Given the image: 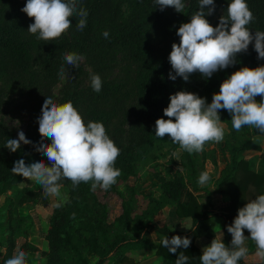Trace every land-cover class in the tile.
Listing matches in <instances>:
<instances>
[{
	"label": "trees",
	"instance_id": "1",
	"mask_svg": "<svg viewBox=\"0 0 264 264\" xmlns=\"http://www.w3.org/2000/svg\"><path fill=\"white\" fill-rule=\"evenodd\" d=\"M231 0H214L216 5L212 15L205 18L215 27L219 24L222 15H227V6ZM27 0H0V110L5 90L17 92L22 95L41 97L40 107L45 98L51 97L52 87L63 76L67 78L63 95L56 104H64L71 101L73 106L81 114L85 124L89 121L101 122L105 126L110 139L120 149L115 167L132 173V161L142 156L155 140V122L159 118L165 120L163 110L170 103V96L176 93L177 88L184 89L182 83H175L171 79L164 78L166 67L170 65L169 54L172 44H179L180 37L176 34L183 23L190 22L191 16L199 11V0H185L183 12H176L172 7L160 10L155 0H77L78 7L88 12L87 24L82 31L77 30L79 17H72V26L61 37L43 41L36 35L28 32L34 18H30L21 11ZM252 11L254 20L248 25L249 29L264 31V0H246ZM127 11V16L124 11ZM109 36L105 38L103 32ZM38 35V34H37ZM166 51V59L154 57L149 60L148 53L159 50ZM77 53L81 60L78 67L66 64V53ZM121 56L124 64L119 69V79L109 80L113 72V61ZM258 54L254 50V41L249 45L247 52L238 53L236 63L226 69L218 70L215 75L204 79L206 90L212 91L216 81L222 83L235 71L243 67L256 68L261 64L257 59ZM64 74H60L61 67ZM85 66L89 67L86 71ZM99 74L102 79V89L99 93L93 91L91 75ZM84 80L86 81L83 82ZM204 91L198 96H203ZM134 96V97H132ZM257 101L262 98L257 97ZM38 109L31 113L29 123L25 130V136L32 141L31 144H23L16 152L6 148L9 139H18L10 125L0 117V185L2 190L12 183L20 181V175L11 171L14 163L23 159L26 164L42 160L47 166H51L47 156L36 151V145L41 141L39 134ZM221 121H225L229 127L230 135L235 142L225 141V149L228 162L223 169L220 178L216 181L215 188L210 191L204 189L207 194L214 192H226L230 198V204L225 207L223 213V242L231 246V235L227 227L233 223L238 215V209L259 195H264V152L258 171L250 168L248 159H244L246 150L260 149L258 140L262 133L253 127L245 126L236 131L231 126V115L226 110H220ZM124 125H127V132ZM129 133L130 140L125 143L123 138ZM246 135V139L239 140L237 135ZM257 136V138L255 137ZM171 149L180 148L174 144L168 136L164 137ZM44 143L50 144L51 140L43 138ZM187 163L184 168L191 171L187 178L181 175H173L169 179L160 178L162 199H152L150 207L142 212L133 222L132 232H127L110 239L101 220L82 221V227L86 229L88 236L85 238L88 250L98 256L95 264H138L128 253L144 249H153L160 257L159 264H175L181 252L188 256L187 264H201L199 247L195 244L198 237H205L211 241L215 239L214 231L205 223L209 217L208 204L198 201L193 193H188L183 199L184 191L191 186L194 191L197 187V175L195 161L185 151ZM126 174V173H125ZM62 185L71 184L70 180L62 179ZM89 183H83V185ZM254 185L251 192L249 186ZM88 187V186H86ZM203 190V189H202ZM41 193L31 188H24V194L19 203L39 197ZM173 206L179 217H189L192 226L188 230L178 231L167 226H159L155 215L166 206ZM69 212V214H68ZM72 207L62 212L56 211L49 229L50 253L47 264H61L63 258L60 255L65 249L73 252L78 261L88 264V260L78 251L72 242V235L66 231V226L71 221ZM69 216V218H68ZM69 220V221H68ZM117 221L127 228L131 222L130 209L127 202L123 204V211ZM154 230L159 236L190 237L191 244L188 249L179 248L176 253H171L162 246V238L153 243L147 236L149 230ZM14 242L10 240L5 245V252L1 263L11 258L14 251ZM34 251L35 248L23 243L17 251ZM239 264H264L261 262H245Z\"/></svg>",
	"mask_w": 264,
	"mask_h": 264
},
{
	"label": "clouds",
	"instance_id": "2",
	"mask_svg": "<svg viewBox=\"0 0 264 264\" xmlns=\"http://www.w3.org/2000/svg\"><path fill=\"white\" fill-rule=\"evenodd\" d=\"M155 2L161 11L172 7L180 13L186 6L185 0ZM215 7L214 0H199V11L191 16L190 22L178 28L176 34L180 42L172 44L168 57L172 68L169 73L171 80L181 77L188 81L190 75L197 72L210 78L218 70L236 63L237 54L247 52L253 41L257 59H264V31L253 34L249 29L254 16L246 0H231L227 15H222L219 24L213 27L205 17L212 15ZM21 11L34 18L28 32L43 41L61 37L72 26V17H79L78 31H82L87 24L88 12L78 7L77 0H27ZM103 36L107 38L109 33L105 31ZM64 59L67 65L78 67L82 57L73 52L66 53ZM64 71L62 66L60 74L63 75ZM91 86L93 91H101L99 74L91 75ZM257 97L262 99L257 101ZM220 110L229 112L236 131L248 126L264 134V66L243 67L235 71L222 82L220 91L213 95L210 104L191 92L179 91L171 95L170 103L163 110L168 119L156 120L155 136L159 139L168 136L189 154L200 153L206 143H219L224 139L225 128ZM38 123L42 139L35 146L36 151L46 155L51 166L42 160L26 164L19 159L11 169L13 173L41 185L46 197L61 196L62 179L70 180L73 188L82 182H91L92 190L100 187L107 191L116 184L121 170L114 165L120 149L108 136L103 123L89 121L85 124L71 101L56 104L51 97L45 98ZM43 138H48L51 143H44ZM21 142L25 145L32 143L23 131L18 133V139H9L6 148L16 152ZM210 179L207 171L202 172L198 184L206 186ZM66 201L65 196L56 207H61ZM245 229L255 242L256 256L264 260V195L238 209V215L227 227L232 236L231 246L225 245L222 236L213 239L211 245L203 249L201 264H239L248 255L245 242L249 238L244 235ZM190 244V237L178 235L162 240V246L171 253H176L179 248L188 249ZM26 257V252L20 250L4 264H26ZM187 261L188 256L181 252L175 264H187Z\"/></svg>",
	"mask_w": 264,
	"mask_h": 264
},
{
	"label": "rangeland",
	"instance_id": "3",
	"mask_svg": "<svg viewBox=\"0 0 264 264\" xmlns=\"http://www.w3.org/2000/svg\"><path fill=\"white\" fill-rule=\"evenodd\" d=\"M124 15L127 16L126 10L124 11ZM165 54L166 51L162 49L148 53V57L150 61H152L154 57L166 59ZM260 60L261 64L259 66H264V59ZM123 61L121 56H117L113 61L114 68L109 80L117 81L119 79L118 72L122 64H124ZM81 62H83V59H81ZM85 69L89 71V67L85 66ZM170 72H172L171 64L166 67L164 72L165 79L169 78ZM216 73L217 72L213 73V75ZM174 74L173 72V75ZM68 77L69 76L61 77L52 87V100H57L62 97ZM204 79L207 78L197 72L191 74L188 81H184L181 77H177L172 81L175 83H182L185 86L184 89L177 88L176 93L179 91H186L200 95L204 91H208L202 98H205L206 102L210 104L213 95L220 91V85L222 83L216 81L217 84H215L213 90L209 91L206 90V82H201ZM86 81L87 80H84L83 82L85 83L82 85H85ZM0 87H2L1 80ZM40 101L41 97L22 95L15 91L9 92L5 90L1 103L0 117L7 121L15 136L18 137L20 131L25 133L31 113L34 109H38V117L41 116L42 107L39 105ZM222 122L225 128V135L221 142L206 143L202 152L193 154L188 153L195 161L194 165L197 179L200 174L205 172L209 167H213L215 169L213 171H215V175H217L219 169L228 161L226 147L224 146L225 141L233 143L235 142V138L230 135L231 128L229 125L225 121ZM124 128L127 132V125H124ZM263 136L264 134H262L258 140L260 149H251V151L245 152L243 156L244 159H249L252 162L250 168L254 170L256 168L255 163L258 160V156L263 154ZM237 137L239 140L246 139V135L239 134ZM255 137L257 138V136ZM123 140L125 143L130 140L129 133L125 134ZM184 154L185 151L181 148L171 149L169 142L164 137L161 139L156 137L152 145L142 156L133 159L132 173L128 174L121 170V175L117 178L116 184L112 185L107 191L100 187L92 190L91 184H87L86 186L88 187H86L83 185V182L73 188L71 183L69 185H63L60 197H46L41 185L35 181H29L24 177H21L20 181L12 183L4 190H2V186L0 185V263L3 253L5 252L6 243L13 240L15 246L13 255L23 243H27L34 247L35 250L27 253L26 264H47L50 253L47 237L49 236V229L54 213L56 211L62 212L69 209L71 206V221L68 220L69 223L65 227L66 231L72 235L73 244L76 245L78 251L88 260V264H95L98 260V256L88 250L85 242L88 233L86 229L82 227V221L88 220L94 222L95 220H101L110 239L127 233L128 231L132 232L131 228L133 222L142 215L145 209L151 206L152 199H162L161 177L166 179H169L173 175H181L184 178L188 177L191 170L183 167V164L185 162L187 163L188 159ZM212 182L213 180H210V183L203 187H210L213 185ZM197 186H199L198 181ZM24 188H31L34 191L40 192V198L37 197L19 203L21 196L24 194ZM199 191H195L194 193L191 186H188L184 191L183 199L188 193H193L198 201L207 204L203 202L205 200L197 194ZM65 196L67 197V201L64 202L61 207H56V204L60 203ZM126 202L130 209L131 222H129L127 228L124 229L119 221H117V218L122 213L123 204ZM165 207H167V204L166 206L164 205L163 208ZM167 209H170V212L168 211L167 214L171 213V215H173L172 213H174L172 217H178L173 206L169 205ZM166 215L164 213L159 214L160 224H163L164 221L167 220L169 221V225L172 223V221L169 220V216L167 217ZM60 255L63 258L61 264H82L69 249L63 250ZM129 255L138 261V264H146L145 262L150 261L148 258H151V252L146 250L130 252ZM107 263V261L104 262V264Z\"/></svg>",
	"mask_w": 264,
	"mask_h": 264
},
{
	"label": "crops",
	"instance_id": "4",
	"mask_svg": "<svg viewBox=\"0 0 264 264\" xmlns=\"http://www.w3.org/2000/svg\"><path fill=\"white\" fill-rule=\"evenodd\" d=\"M262 148L264 149V146ZM249 151H251V150H246L245 152H249ZM245 152L243 153V155L245 154ZM263 152H264V150H263ZM248 161H249V165L251 166L252 162L249 159H248ZM260 161H261V155L258 156V160L255 163V167H256L255 170L254 169H251V170L258 171L259 166H260ZM214 162H216V161H214ZM227 162L228 161H226V164L222 168L219 169L217 175H215L216 173H215V171H213V170H215L213 167L212 168L209 167L206 169V171L210 174V177H211L210 180H213V182H212L213 185H211L210 187L209 186L201 187L200 185L197 186L199 189H201L199 192H197V194L203 200H205L203 202L208 204L207 210L209 212V217L205 220V223L214 231L216 238H219L220 236H222V239L224 237L223 216L222 215L225 212V210H224L225 207L230 204L229 195L226 192H214V193H211L209 195L204 191V189H207L210 191H212V189H214V187L216 186V181L220 178L223 169L227 165ZM261 185H262V188H264V182L263 181L261 182ZM249 190L251 192H253L255 190L254 185H250ZM185 198L186 197H184V199ZM167 207L169 208V206H167ZM167 207H165L166 209L162 208L158 212V214L155 215V220L159 226H167L171 229H175L178 231H185V230H188L189 228H191V226H192L191 218L179 217V216L178 217H172L174 215V213H172L173 215H171V213L167 214L168 211L170 210V209H167ZM161 213H164L165 215L167 214L166 215L167 217L169 216V220L172 221V223L170 225L168 224V222H169L168 220L164 221L163 224H160L159 214H161ZM244 235L246 237H248L249 239L246 240V242H245V246L248 249V255L245 258H243V260L245 262H251V263L264 261V260H261L259 257L256 256V245H255V242L250 239V233L248 232L247 229L244 230ZM147 236L153 243H156L157 239H161V238L165 239L167 237L170 240V238H172L169 236H165V237L159 236L152 229L147 232ZM231 238H232V236H231ZM211 242H212L211 240H209L205 237H198L195 240V244L199 247L200 252L202 254H203V249L207 246H210ZM145 250L151 252V258L150 257L148 258V260H150V261L145 262L146 264H159L160 263L161 259L159 256H157L155 254L154 248L153 249H144L143 251H145ZM133 252H135V251H133ZM144 260H147V259H144Z\"/></svg>",
	"mask_w": 264,
	"mask_h": 264
}]
</instances>
